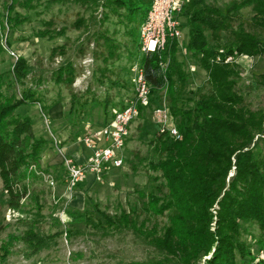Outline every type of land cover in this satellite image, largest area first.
Masks as SVG:
<instances>
[{"label": "trees", "instance_id": "trees-1", "mask_svg": "<svg viewBox=\"0 0 264 264\" xmlns=\"http://www.w3.org/2000/svg\"><path fill=\"white\" fill-rule=\"evenodd\" d=\"M10 1L6 5V23L14 30L22 23L14 7L31 9L33 0ZM76 1L89 3V9L95 11L101 9L100 18L90 17L84 22L80 17L74 27L86 31L87 41L90 37L101 40L105 66L115 61L118 44L99 31L102 23L110 19L125 23L133 48H138L139 28L151 0ZM244 8L252 11L247 19L240 15ZM180 15L188 29L186 50L205 72L206 80L194 91L187 90V75L174 56L177 43L168 40L161 54L148 52L141 57L149 105L139 107L138 115L145 108L158 107L160 104H154L152 97L164 92L170 124L181 138L175 140L158 130L154 134L150 141L153 158L145 171L156 175L149 176L155 185L137 191L136 207L112 214L86 196L82 210L67 212L71 221L66 238L78 233L72 227L81 223L92 235L107 238L128 234L148 248L143 262L130 264H251L252 244L247 238L264 248V101L259 104L243 95L238 88L241 77L237 64L225 60L264 56V0H233L223 11L206 0H189ZM47 34L50 32L40 31L36 36L44 38ZM8 44L11 46L10 41ZM3 62L0 46V64ZM162 64H167L165 69ZM76 75L69 60L41 72L22 57L14 64L12 77L0 73V190L5 208L19 214L22 230L14 238L22 245L20 252L26 260L56 247L62 235V231L45 233L40 229L47 221L41 208L23 209L31 194L29 188L43 182V175L62 183L66 171L63 164L43 166L42 156L50 148V141L35 133L28 114L16 111L23 105L32 107L43 102L41 92L49 80L65 85L70 98L65 116L70 121L69 141L76 142L89 106L96 100L90 89L79 94L72 90ZM252 83L264 90V67L252 77ZM133 95L132 85V95L127 100ZM110 102L106 96L103 111L107 119L103 125L116 107ZM124 106L125 103L116 108ZM49 109L43 104L45 113ZM127 139L128 136L124 147ZM154 219L162 220L160 227L153 226ZM56 224L60 226L57 219ZM250 227L257 230V236L248 230ZM10 245L11 242L0 244V264L9 255Z\"/></svg>", "mask_w": 264, "mask_h": 264}, {"label": "rangeland", "instance_id": "rangeland-1", "mask_svg": "<svg viewBox=\"0 0 264 264\" xmlns=\"http://www.w3.org/2000/svg\"><path fill=\"white\" fill-rule=\"evenodd\" d=\"M231 1L233 0H206L222 11ZM10 3V0H0L3 22L0 24V46L1 41L6 40L7 47L17 55V59L8 55L2 48L4 62L0 64V73L7 76L10 74L12 77L14 64L20 57L41 72H49L62 62L69 60L73 63L77 74L72 83V90L79 94L90 89L96 97L94 105L89 103L90 109L84 128L81 129V137L87 131L99 129L107 119L103 111L106 96H109L111 105L118 107L132 95L129 67L135 61L140 63L141 53L138 48H133L128 27L116 19H110L98 26L100 32H104L118 44L115 61L105 66L101 58L104 52L100 45L101 40L94 41L90 37L87 41L86 31L83 28L74 27L75 21L80 17L84 22L90 17L100 18V8L95 11V9H89V3L83 4L76 0H33L31 9L20 5L14 7V12L22 17V23L17 29L12 30L6 23L8 17L6 5ZM240 15L247 19L252 16V11L244 8L240 10ZM178 19L182 37L177 43L174 56L187 75V90L194 91L204 84L206 74L196 66L187 52L186 21L181 15ZM40 31L50 32L49 35H55V37L47 34L46 37L39 38L36 34ZM8 41L11 42V46ZM235 63L241 77L238 84L239 90L243 95L260 101L259 104L263 103L264 90L253 85L252 77L262 71L264 56L254 59L238 57ZM101 70L105 73H101ZM109 81L117 82V85L112 86ZM17 93H19L18 89ZM41 93L43 102L36 103L32 107L23 105L17 109L16 113L28 114L33 122L35 133L49 141L50 133L57 141L69 138L70 121L65 117L70 108L68 88L49 80ZM163 96L164 92L153 95V103L161 104ZM43 104L50 107L48 113L44 112ZM116 107L114 109H117ZM153 110V106L143 109L129 125L128 139L122 151L124 163L121 168L111 170L99 181L95 179L96 182L93 185L85 186L80 182L71 190L67 188L65 182L56 183L54 179V186H49L43 181L29 188L31 194H28L23 203V209L29 211L35 207L41 208L40 213L47 218L40 228L43 232L62 231L56 247L42 251L29 260L23 258L20 252L22 245L18 244L14 238L22 230L19 214L5 208L4 196L0 190V244L11 242L10 253L2 264H130L141 263L148 257V248L128 234L101 238L90 234L79 223L72 227L78 233L68 240L65 231L71 221V218L67 216L68 210H82L86 196L97 203L100 209L113 214L136 207L137 191L148 189L152 184L155 185L154 181H150L149 176L156 175L145 171L146 164L153 158L150 141L158 130L153 120ZM54 115L57 117L55 118ZM74 143L79 148L86 149L79 139ZM60 215L65 216H63V219H66L64 224L61 223ZM56 219L60 226H57ZM161 222L160 219H154L152 224L158 228ZM248 230L254 236L258 235L254 227ZM247 240L252 244L250 252L254 260L251 264H264V248H259L250 238Z\"/></svg>", "mask_w": 264, "mask_h": 264}, {"label": "built area", "instance_id": "built-area-1", "mask_svg": "<svg viewBox=\"0 0 264 264\" xmlns=\"http://www.w3.org/2000/svg\"><path fill=\"white\" fill-rule=\"evenodd\" d=\"M188 2L189 0H151L149 11L139 28L138 51L141 57L148 52L161 54L168 40L179 43L182 31L178 17L183 6ZM1 46L8 55L17 59V55L7 47L6 40L1 41ZM231 62H235V59L227 57L225 63ZM166 65L162 64L161 68L165 69ZM129 73L133 85V97L125 102L124 108L112 111V117L107 124L99 129L87 131L79 138V142L90 151L85 162L77 164L73 159L63 157L62 164L66 171L64 182L69 190L77 186L88 172L94 174L95 179L99 181L111 170L123 166L122 151L128 136L129 125L138 116V108L149 105V87L143 67L135 61L130 65ZM152 116L159 133L167 132L175 140L181 138L177 129L170 124L164 98L153 110ZM44 120L47 125L45 118ZM49 136L50 147L61 152L57 139L51 133ZM43 178L49 186H54V180L50 175H43ZM63 216L60 215L62 224L66 221Z\"/></svg>", "mask_w": 264, "mask_h": 264}, {"label": "crops", "instance_id": "crops-1", "mask_svg": "<svg viewBox=\"0 0 264 264\" xmlns=\"http://www.w3.org/2000/svg\"><path fill=\"white\" fill-rule=\"evenodd\" d=\"M55 116V115H54ZM57 116H55L56 118ZM61 117V116H59ZM69 139H58V147L61 149V152H58L54 148H47L42 156V164L44 167L58 166L62 164L63 157H68L73 159L77 164H83L85 159L89 156L90 152L86 149H81L76 143H69ZM95 175L88 172L81 180V183L85 186L93 185L95 183Z\"/></svg>", "mask_w": 264, "mask_h": 264}]
</instances>
